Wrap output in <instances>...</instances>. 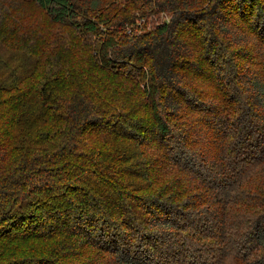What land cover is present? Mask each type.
<instances>
[{
	"label": "trees",
	"instance_id": "1",
	"mask_svg": "<svg viewBox=\"0 0 264 264\" xmlns=\"http://www.w3.org/2000/svg\"><path fill=\"white\" fill-rule=\"evenodd\" d=\"M36 2L66 29L0 45V264H264V0Z\"/></svg>",
	"mask_w": 264,
	"mask_h": 264
},
{
	"label": "rangeland",
	"instance_id": "2",
	"mask_svg": "<svg viewBox=\"0 0 264 264\" xmlns=\"http://www.w3.org/2000/svg\"><path fill=\"white\" fill-rule=\"evenodd\" d=\"M136 15H140V13L137 12ZM164 18H170V14L152 12L130 27L134 32L149 30ZM65 29V27L51 22L36 0H0V45L6 48L10 44L9 48L17 49L34 41L40 43V35L59 34ZM5 39H9L10 43L4 44L2 41ZM49 55L51 54L49 53ZM41 62L45 68H49V60L42 59ZM226 264L239 263L229 259Z\"/></svg>",
	"mask_w": 264,
	"mask_h": 264
}]
</instances>
